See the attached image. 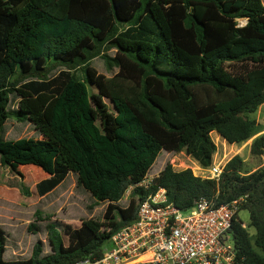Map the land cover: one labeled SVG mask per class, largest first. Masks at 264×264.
<instances>
[{
  "label": "trees",
  "instance_id": "obj_1",
  "mask_svg": "<svg viewBox=\"0 0 264 264\" xmlns=\"http://www.w3.org/2000/svg\"><path fill=\"white\" fill-rule=\"evenodd\" d=\"M107 44L116 50L111 77L90 66ZM54 66L66 69L17 88V75L39 77ZM83 66L85 78L70 72ZM199 88L216 97L201 99ZM263 103L262 0H0L1 164L24 161L47 172L36 185L42 198L74 174L92 200L108 204L102 220L66 225L68 243L58 223L47 224L48 250L38 239L28 259L6 258L8 234L0 227V264L99 258L112 235L137 218L140 202L161 188L183 210L201 198L217 205L245 198L240 211L249 212L250 223L244 228L238 218L231 232L244 264H264V166L244 173L237 155L216 181L167 163L142 185L164 151H185L212 166V132L229 143L250 140L258 133L250 115ZM11 116L32 124L43 141L8 139ZM251 151L264 155V134Z\"/></svg>",
  "mask_w": 264,
  "mask_h": 264
},
{
  "label": "rangeland",
  "instance_id": "obj_2",
  "mask_svg": "<svg viewBox=\"0 0 264 264\" xmlns=\"http://www.w3.org/2000/svg\"><path fill=\"white\" fill-rule=\"evenodd\" d=\"M264 4V0H262ZM244 24V20L239 21ZM116 50L112 45L107 44L102 47L100 54L95 56L90 66L94 67L98 74L111 77L117 68L109 65V59L115 56ZM230 70H237L239 67L234 64H227ZM78 67L70 72H75L79 77L85 78V68ZM65 67L54 66L49 72L42 73L39 77L19 76L17 75V88L33 81H41L44 78H53L59 74ZM90 91L98 93V88L94 84L88 83ZM197 94L201 99H214L215 93L212 89L199 88ZM12 97V96H11ZM19 99L13 98L10 103V109L16 110ZM111 110H115L111 101L105 98ZM255 118L258 124V133L250 140L242 143H229L223 139L216 131L212 132V139L217 147L214 154L213 165H226L232 158L240 155L244 164V173H250L264 166V155L254 156L251 151L252 143L255 137L264 134V103L259 107L256 113L250 115ZM6 137L8 139L27 138L30 141H43L40 134L29 122L19 121L15 116L7 122ZM170 163L177 171L191 168L195 175L206 173L202 166L194 158L187 155L185 151L180 153L162 152L156 160L154 166L147 174L143 185L146 186L155 178L164 166ZM49 177V174L40 167L24 161H13L8 165L0 162V227L8 234L7 259H28L32 256L33 250L38 239L45 244V251L48 250L46 225L52 222L58 223L62 230L64 239L68 243V237L65 235L64 227L71 225L73 228H79L82 220L100 219L102 220L107 203H96L91 199L89 193L77 185V178L70 174L66 181L59 186L53 193L45 198L39 196L36 185L43 179ZM21 185V186H20ZM23 188L29 191L25 194ZM126 192L120 205H124L130 198L131 191ZM240 217L245 224L250 223V215L247 210L240 211ZM35 225L36 228L32 227ZM250 232H254L251 228ZM109 243H107V246Z\"/></svg>",
  "mask_w": 264,
  "mask_h": 264
},
{
  "label": "built area",
  "instance_id": "obj_3",
  "mask_svg": "<svg viewBox=\"0 0 264 264\" xmlns=\"http://www.w3.org/2000/svg\"><path fill=\"white\" fill-rule=\"evenodd\" d=\"M225 166H202L206 173L197 176L219 181ZM244 199L217 205L201 198L183 210L161 188L140 202L137 218L112 235L101 257L74 264H244L231 232Z\"/></svg>",
  "mask_w": 264,
  "mask_h": 264
},
{
  "label": "bare ground",
  "instance_id": "obj_4",
  "mask_svg": "<svg viewBox=\"0 0 264 264\" xmlns=\"http://www.w3.org/2000/svg\"><path fill=\"white\" fill-rule=\"evenodd\" d=\"M148 256H144L142 259H146Z\"/></svg>",
  "mask_w": 264,
  "mask_h": 264
}]
</instances>
